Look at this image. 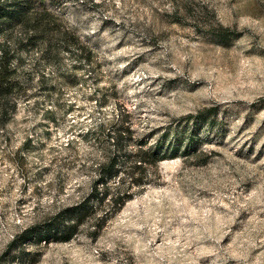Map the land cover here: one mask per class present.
I'll use <instances>...</instances> for the list:
<instances>
[{"label":"rangeland","instance_id":"1","mask_svg":"<svg viewBox=\"0 0 264 264\" xmlns=\"http://www.w3.org/2000/svg\"><path fill=\"white\" fill-rule=\"evenodd\" d=\"M40 1L94 55L27 57L32 97L0 126V264H264V0ZM122 120L128 151L176 149L159 174L96 238L13 245L89 191Z\"/></svg>","mask_w":264,"mask_h":264},{"label":"trees","instance_id":"2","mask_svg":"<svg viewBox=\"0 0 264 264\" xmlns=\"http://www.w3.org/2000/svg\"><path fill=\"white\" fill-rule=\"evenodd\" d=\"M186 11L191 9L190 0H170ZM228 40V33H219ZM46 63L61 67V54H66L77 63L83 59L92 61L94 51L82 42L80 36L61 17L54 14L40 0H0V126L5 127L18 103L29 100L34 74L27 69L29 57L34 53ZM41 79H45L44 76ZM132 131L125 123L114 124L104 132L113 146V152L95 169L90 189L81 199L60 209L45 221L27 228L17 235L13 245L34 242L46 247L52 242H70L87 223L94 227L97 237L105 223L132 199L137 189L148 184L147 174L152 169L157 174L160 163L168 152L161 141L149 146V140L139 141L136 150L128 151L125 141ZM113 142V143H111ZM194 144V134L188 141V148ZM175 154V153H173ZM174 156V155H171Z\"/></svg>","mask_w":264,"mask_h":264}]
</instances>
